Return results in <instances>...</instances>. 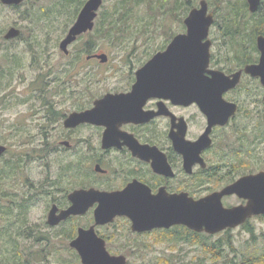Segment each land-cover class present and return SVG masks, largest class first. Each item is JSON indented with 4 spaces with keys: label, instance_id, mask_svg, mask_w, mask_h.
Listing matches in <instances>:
<instances>
[{
    "label": "flooded vegetation",
    "instance_id": "af4514ba",
    "mask_svg": "<svg viewBox=\"0 0 264 264\" xmlns=\"http://www.w3.org/2000/svg\"><path fill=\"white\" fill-rule=\"evenodd\" d=\"M23 4L1 5L17 10ZM243 7L245 15L233 14L232 19L220 20L208 7L213 20L203 41H209L204 77L212 79L213 73H220L235 80L234 76L238 74L237 82L221 93L220 101L214 100L209 105L208 112L216 117L215 120L209 118L200 104V94L195 92L205 85L157 83L160 79L149 74L140 78L144 82L139 83L138 77L140 70L157 53L165 52L176 36L187 34L185 19L199 6H193L182 20H178L176 31L166 36L160 47L145 58L128 64L129 68L119 69L115 75L118 83L111 87L100 85L108 75L76 78L88 64L95 66L96 72L104 70L111 61L109 55L89 51L85 55L84 52L76 55L73 68H69L75 73L73 79L67 81V86H59L72 109L55 112L54 105L48 100L45 102L49 104H44L43 109L48 122L53 120L60 125V132L40 133L41 149L47 154H63L61 158L55 157V163L60 162L59 169L49 179L50 189L46 194L51 195L52 203L48 213L53 206L58 209L57 214L71 207L70 195L76 191L93 190L110 196L127 194L126 200L132 202H162L178 196L196 202L245 176L264 173L261 168L264 166V85L259 77L245 71L247 67L260 63L258 40L264 38V4L261 0L255 12L249 10L248 4ZM252 17L257 20H249ZM256 23L260 26L257 29ZM16 39L19 37L6 41ZM85 47L89 48V45ZM102 54L107 56L106 61L97 57ZM64 55L69 57L70 51ZM47 86L52 87L50 83ZM93 110L95 112L88 121L73 127L64 126L70 115ZM5 147L6 154L9 148ZM229 198H235L238 204L224 206ZM221 202L229 208L244 205L247 200L233 194L223 196ZM98 205L96 201L84 214L72 215L57 226H48L70 229L68 225L76 223L71 227L73 237L70 242L77 237L79 229L94 227L108 252L115 239V235H110L113 232L108 231L115 230L117 224L128 226L129 232L136 237L151 233L163 237V232L177 229L179 243L185 241V230L202 234L183 225L134 232L132 222L126 216H116L112 222L96 225L94 212ZM257 217L264 219L263 215ZM123 248L131 249L126 244Z\"/></svg>",
    "mask_w": 264,
    "mask_h": 264
},
{
    "label": "rangeland",
    "instance_id": "374dc122",
    "mask_svg": "<svg viewBox=\"0 0 264 264\" xmlns=\"http://www.w3.org/2000/svg\"><path fill=\"white\" fill-rule=\"evenodd\" d=\"M118 1L103 0L95 21L97 29L99 23L103 25V17L111 14L112 6ZM182 1L179 0L178 3V0H152L150 4L148 0H140V2L132 0L130 5H133V9L127 15L128 21L125 24L127 32L131 35H123L117 42V40L102 38L100 33H87L69 48V57L59 50V42L66 36L76 20L77 15L74 18V13L77 1L72 4L64 0H28L17 10L0 4V71L2 70L4 74L0 77V145L9 148L8 153L0 158V170H3L6 161H14L15 157L34 155L27 163V168H21V173L17 171V177L16 173L9 179L7 175H3L0 184H3L5 190L9 184L14 185L19 195L21 191H27V188L30 190L29 183H24L26 179L30 181V184H34V188L40 189L42 182L48 176L47 172H49V179L51 175L57 174L60 162L55 163V157L61 158L63 154L46 153L47 156L43 157L46 154L41 149L43 140L39 134L59 133L60 125L58 126V123H54L53 120L48 122L43 109L44 104L50 102L54 105L55 112H66L72 109L71 105L65 101V93L61 92L59 86H67L69 83L67 81L73 79L75 73L72 70L69 71V68H73L74 59H77L76 55L80 50L89 44V48L84 49V55L88 51L104 53L111 57V61L104 70L100 69L97 72L94 69L95 66L88 64L76 78L81 79L85 75L96 78L97 74L102 78L108 75L100 82V85L111 87L118 83L115 75L118 74L119 69H127L131 62L145 58L147 54L161 46L166 36L176 31L178 18L182 15L181 5H179ZM200 1L193 0V6H199ZM205 1L208 3L209 10L217 13L219 20L231 19L233 14L238 16L246 13L243 9L244 0ZM245 2L247 4L246 0ZM249 20L252 19L249 18ZM106 24L104 23L103 26ZM12 26L20 31L19 39L7 42L4 40V34ZM126 40L127 42L124 43ZM13 54L20 58L18 65L11 61L10 56ZM49 69L52 71L49 72ZM47 83H50L52 87L49 88ZM49 186L46 185L44 190L48 191ZM45 196L31 209L29 221L38 230L48 233L51 241L54 242L53 245L56 244L58 251L54 247L49 250L47 264H64L65 261H72L71 258L77 253L65 249V246L70 248L69 242L72 238L66 239L61 230L48 226L47 213L52 198L48 193ZM6 201V199L2 200L4 203ZM235 204H238L235 198L226 199L224 202L226 207ZM75 224L68 225L70 230ZM117 226L115 230L108 231L113 232L110 234L112 237L115 235L109 252L126 257L127 264H169L167 259H175L179 264H241L244 257L259 255L264 251V219L257 216L248 222L247 227L251 228L252 233L240 226L231 229L229 235H224L223 232L209 236L211 237L210 245L221 241L223 253L220 258L211 250L209 252L203 250L198 243H189V241L168 243L157 233L136 237L129 232L128 226L122 224ZM64 230L68 229L64 228ZM226 236H230L235 249L232 252L226 245ZM31 242H21V245L32 246V250L37 252L40 246L31 245ZM124 244L131 249H124ZM132 248L135 249L132 250ZM77 257V264H81L78 255ZM161 258H165V261ZM256 264H264V262Z\"/></svg>",
    "mask_w": 264,
    "mask_h": 264
},
{
    "label": "water",
    "instance_id": "95a60500",
    "mask_svg": "<svg viewBox=\"0 0 264 264\" xmlns=\"http://www.w3.org/2000/svg\"><path fill=\"white\" fill-rule=\"evenodd\" d=\"M24 1L26 0H0L3 5H19ZM246 1L251 12H255L261 2V0ZM102 4L103 0H87L84 3L75 22L59 44L61 52L68 54V47L76 41L77 37L92 31ZM212 20V15L208 14L207 2L201 0L199 9H193L185 19L187 34L176 36L165 52L157 53L140 70L139 83L140 78L149 74L153 78L160 79L157 83L205 85L195 92L200 94V104L208 112L211 102L220 101L221 93L238 80V74L234 76L235 80H230L220 73H213L212 79L204 77L209 59V41H203L208 36ZM19 35L18 29L11 28L4 35V39H15ZM258 44L261 50L260 63L257 66L247 67L245 71L252 76L259 77L264 85V38L260 37ZM97 57L102 62L107 60L104 54ZM94 112L93 110L87 113L72 114L65 120L64 126L73 127L78 123L88 121ZM208 116L210 119H216L209 112ZM5 152L6 147L0 145V157ZM233 194L247 200V203L229 208L224 207L221 202L222 197ZM126 196L127 194L113 196L98 194L93 190L76 191L70 195L73 201L72 206L62 210L59 214H57L58 209L53 206L48 213L47 223L52 227L57 226L59 222L72 215L84 214L98 201L99 205L94 212L96 225L112 222L116 216H126L131 220V230L134 232L183 225L198 233L214 235L227 229L237 228L252 216H264V173L245 176L222 191L196 202L186 196L171 197L162 202L153 200L132 202L127 201ZM69 247L77 253L81 264H126L124 256L109 254L104 240L96 235L94 227L87 230L79 229L77 237L69 243Z\"/></svg>",
    "mask_w": 264,
    "mask_h": 264
},
{
    "label": "trees",
    "instance_id": "16d2710c",
    "mask_svg": "<svg viewBox=\"0 0 264 264\" xmlns=\"http://www.w3.org/2000/svg\"><path fill=\"white\" fill-rule=\"evenodd\" d=\"M68 3L74 4V2L77 1V6L75 8L74 18L78 14L80 7L83 6L84 2L86 0H64ZM132 0H119L112 6V12L110 15H105L103 17L104 21L102 22L107 23L106 26L95 23L94 29L92 32L100 33L102 38L106 40H117L119 38H122L123 35H131V33L127 32V28L125 27V24L128 21L127 15L131 12L133 9V5H130ZM143 1V0H141ZM150 4L152 3V0H148ZM140 2V0H138ZM179 3V0H178ZM193 0H183L181 4V11L182 15L179 16L178 20H182L183 17L188 13L189 9L193 7ZM262 3L264 4V0H262ZM243 6H246L245 0L243 1ZM16 10V9H15ZM177 13V12H175ZM233 13V12H232ZM232 19V18H231ZM252 21L257 20V18L252 17ZM108 20V22H106ZM255 22V21H254ZM256 29L259 26L258 23L255 25ZM101 29V30H99ZM91 32V33H92ZM90 33V34H91ZM127 42L124 41V43ZM89 45V44H86ZM84 49L87 50V47H83L80 52H84ZM11 61L14 62L16 65H18L20 58L13 54L10 56ZM62 71H65V69H60ZM61 71V72H62ZM4 76L2 74V70L0 71V77ZM46 154V153H45ZM47 156L46 155H43ZM30 158H33V155H27L24 157L18 156L15 157L12 161H6L3 165V170H0V179L3 180V175H7V178L11 177L13 174L16 173L17 177V171L19 173L21 168H27V163L31 161ZM47 177L42 182L40 189L34 188V184L31 183L29 180H25L24 183H29L30 190L27 188V191H21V194L19 195L16 193L14 189V185L11 186L9 184V187L5 190L3 184H0V264H42V263H48L49 257L48 254H50V249L54 247L57 249L56 244L53 245L54 242L51 241L50 236L48 233L43 232L41 229L38 230L36 226L31 225L29 221L30 211L36 204L38 200H42L45 198L46 190L44 188L49 186V172H47ZM20 177V176H19ZM3 186V187H2ZM27 187V186H26ZM5 190V191H3ZM3 199H6L7 201L4 203L2 202ZM248 223H246L244 226H242L244 229H247L252 233L251 228H248ZM46 227V226H45ZM66 228L65 226L57 227V229L61 230L63 233V236L66 239L72 238V230H64ZM67 229V228H66ZM230 230H227L224 232V235H229ZM58 236V235H56ZM59 237V236H58ZM179 232L177 229L165 231L163 232V239H165L166 242H179ZM211 237L206 236L204 234H194L187 230H185L184 233V242L189 241L198 243L200 247H202L203 250L209 252L210 250L217 255L218 258L221 257L223 253L222 249V243L221 241L215 242V243H209ZM227 243L231 249V252L235 249L232 246V242L230 239V236H226ZM32 241L31 245H39L40 248L37 252L32 250L31 247H24L21 245V242H28ZM33 243V244H32ZM47 246H43V245ZM179 244V243H177ZM45 247V249H44ZM65 249L69 252H74V250H71L67 246H65ZM49 251V252H48ZM58 251V249H57ZM234 253V252H233ZM72 261H65L64 264H77L78 257L75 254V257L71 258ZM161 260L165 261V258H161ZM169 264H179V262L175 259L168 260ZM264 262V251L263 253L259 255H250L248 257H244L241 264H256V263H262ZM63 264V263H61Z\"/></svg>",
    "mask_w": 264,
    "mask_h": 264
}]
</instances>
